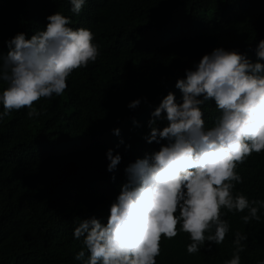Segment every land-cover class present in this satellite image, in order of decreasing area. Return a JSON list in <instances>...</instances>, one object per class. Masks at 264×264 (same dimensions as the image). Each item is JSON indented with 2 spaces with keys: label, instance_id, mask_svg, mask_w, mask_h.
Here are the masks:
<instances>
[{
  "label": "trees",
  "instance_id": "16d2710c",
  "mask_svg": "<svg viewBox=\"0 0 264 264\" xmlns=\"http://www.w3.org/2000/svg\"><path fill=\"white\" fill-rule=\"evenodd\" d=\"M57 11L73 29L92 31L100 56L71 73L62 95L35 104L40 116L29 119L21 109L0 120V264H81L75 255L83 244L74 228L93 216L106 223L125 168L166 143L144 137L164 96L172 92L182 102L176 80L217 47L256 62L264 40V0H86L79 14L69 0H0V51L18 32L30 37L43 30ZM5 86L0 81V90ZM135 99L141 104L129 109ZM202 111L211 127L219 115L215 101ZM108 149L122 157L113 172ZM237 172L243 182L234 191L264 200V151L253 152ZM223 211L230 225L223 243L189 254L187 233L162 237L156 264H224L237 231L247 236L240 264L264 261V208L260 221L248 224L241 219L247 212Z\"/></svg>",
  "mask_w": 264,
  "mask_h": 264
},
{
  "label": "clouds",
  "instance_id": "9594fccd",
  "mask_svg": "<svg viewBox=\"0 0 264 264\" xmlns=\"http://www.w3.org/2000/svg\"><path fill=\"white\" fill-rule=\"evenodd\" d=\"M79 14L86 0H69ZM43 30L30 37L18 32L0 51V120L13 110L28 109L29 119L41 115L34 107L42 98L60 96L76 69L87 68L100 56L94 34L87 28L73 29L60 12L47 18ZM257 61L236 49L214 48L204 54L175 87L182 94L177 103L169 92L151 112L146 142L161 144L125 168L126 182L109 207L107 222L95 216L79 219L73 236L83 248L75 255L81 264H156L162 237L187 233L189 254L207 243L221 244L230 225L224 211L247 212L244 224L259 222L264 200H249L234 191L242 183L237 167L253 152L264 151V40L256 46ZM214 100L219 115L207 127L202 105ZM145 102L146 98H145ZM141 99L129 102L135 109ZM160 122H166L159 127ZM133 123L137 122L133 120ZM119 136L120 130L113 129ZM123 143V141H120ZM107 170L113 172L120 154L106 152ZM114 178V177H113ZM246 234L237 231L232 258L224 264H240ZM87 253V255H86ZM259 264H264L260 261Z\"/></svg>",
  "mask_w": 264,
  "mask_h": 264
}]
</instances>
